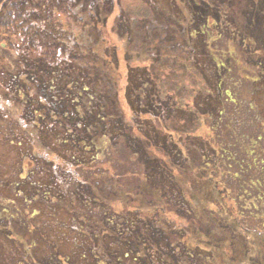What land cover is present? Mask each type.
<instances>
[{
  "label": "rangeland",
  "instance_id": "374dc122",
  "mask_svg": "<svg viewBox=\"0 0 264 264\" xmlns=\"http://www.w3.org/2000/svg\"><path fill=\"white\" fill-rule=\"evenodd\" d=\"M10 1L42 22L0 45V264H264V199L244 230L223 187L264 162V0Z\"/></svg>",
  "mask_w": 264,
  "mask_h": 264
},
{
  "label": "trees",
  "instance_id": "16d2710c",
  "mask_svg": "<svg viewBox=\"0 0 264 264\" xmlns=\"http://www.w3.org/2000/svg\"><path fill=\"white\" fill-rule=\"evenodd\" d=\"M3 3H0V20H1V25H0V45L6 43L8 44V48L9 49H15V46L13 44H11L10 39H6L3 38V35H8V34H12L13 36H18L21 40L20 45L17 47L19 48H23V49H27L28 51H34L37 50L36 48L34 49V43H35V38H34V34L36 31H39L38 28L36 27L39 23L42 22V20H39L36 22V20L32 19L31 17H27V16H23L20 15L18 13H13L11 10V4L12 2L10 0H2ZM11 9V10H10ZM65 16H68L65 14ZM138 18H140V15H137ZM52 22V21H51ZM53 23V22H52ZM51 24L49 23V26ZM45 48H49V47H45ZM74 52H77L78 54H86L83 46L79 43H75L74 47H73ZM47 52V50H45ZM152 71V70H151ZM81 94L83 93V95H85V98H90L91 93H96V92H91L89 93L88 90L83 89L82 91H80ZM98 94V93H97ZM90 96V97H89ZM105 142L104 141H99V142H95L93 143V147L95 148V151H97L95 157L93 159H96L98 157L99 153H103ZM230 149V148H229ZM217 151V149H215ZM214 150V151H215ZM231 150V149H230ZM215 151V153H216ZM252 153H254L255 151L252 149L251 150ZM232 156L234 158V160H236L237 162V158H236V154L231 150ZM214 154V153H213ZM218 156V155H217ZM220 157V156H218ZM221 159V157H220ZM223 160V159H222ZM255 164L254 167H247L246 165H242L241 164V170H240V174L242 173V176L245 177L247 174V179L244 180H250L251 182H245V183H239L237 184V189L236 192H233L235 189L230 185H228L227 187L229 188H225V190H227V195L229 196V198L234 202L235 200L233 199V197L238 200L236 203V206L238 207L239 205V212L242 214L241 219H239L238 221V216L235 215L234 218L239 222V226H241L242 229L244 230H252V226H250V221L248 219H252V218H259L256 216H253L251 214H245V211L248 210L247 207V203L250 202L254 197H261L262 199H264V186L260 183L261 181H264V162L263 159H259V157H255L254 159ZM226 162V161H225ZM240 164V163H238ZM226 165L230 168L231 166L234 165V163H227ZM255 168L257 169L258 174L253 176L252 174H250V172L252 171V169ZM248 169V172L246 173L245 171ZM240 174L238 175H233V177L236 178H240L242 177ZM75 183V185H80V181L78 179H81L80 175H78L77 173H70V175ZM242 177V178H243ZM228 184V183H227ZM201 192V191H200ZM235 193V195L233 196V194ZM45 196V195H44ZM96 196V195H95ZM183 199L185 201L187 200L186 195L184 194V192H182ZM46 197V196H45ZM172 198L173 195H169L168 192H166V197L165 200H167L165 203L167 204V206H171L172 205ZM240 202V204H239ZM84 207L86 209H88L91 213H94V216L96 215H100V219L102 221V223H108L112 226V228H114L116 230L117 233H123L125 232V235L127 234L128 231V226L130 224V220L131 218H128L127 221L121 222V218H120V214L115 213L113 208L105 205L103 202H101V200L96 196L95 199H87L86 202L83 203ZM214 208H216L217 206L212 205ZM218 208V207H217ZM168 209V208H167ZM238 212V213H239ZM127 215H136L139 214L138 212H133ZM125 215V213H124ZM93 217V215H91ZM264 216V215H263ZM191 218H194L198 224L202 227V230H206L208 231V226H205L204 224H200V221L197 217L196 214L191 213ZM264 223V220H263ZM228 225H224V228H226L225 231L229 230V227H227ZM203 230V231H204ZM261 232L264 233V225L262 226V230H260ZM183 245V244H182ZM187 248L186 250V254L189 255L192 259L194 258V261H198L201 262V260L199 258L200 255L202 254L200 251L195 252L194 250H190V248L188 246H185ZM206 258H204L203 262H206ZM100 264V263H97Z\"/></svg>",
  "mask_w": 264,
  "mask_h": 264
}]
</instances>
